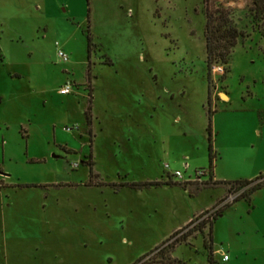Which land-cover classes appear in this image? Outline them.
<instances>
[{"label":"rangeland","instance_id":"rangeland-1","mask_svg":"<svg viewBox=\"0 0 264 264\" xmlns=\"http://www.w3.org/2000/svg\"><path fill=\"white\" fill-rule=\"evenodd\" d=\"M210 1L207 68L202 0H0V264H264V185H212L264 184V40Z\"/></svg>","mask_w":264,"mask_h":264},{"label":"trees","instance_id":"trees-1","mask_svg":"<svg viewBox=\"0 0 264 264\" xmlns=\"http://www.w3.org/2000/svg\"><path fill=\"white\" fill-rule=\"evenodd\" d=\"M202 5L205 16V25H204V40H205L204 46L206 53L205 61L207 68H209L210 65L213 63H220V64L227 63L228 56L232 48L236 45L238 38L242 37V33L238 31L231 23L230 14L227 9H224L220 6H215L214 3H212L210 0H202ZM250 15L252 16L257 32L264 40V0H251ZM85 115H86V120H88L89 117L87 111L85 112ZM211 164L212 163L210 162V167H209L210 175H211ZM262 178L263 176L259 175L254 180H249V181L246 180L235 181V182L213 181L212 185L230 184V185H234L235 188H242L245 186H249L240 194L238 198L235 199L237 200L241 197L249 198V196L256 189L262 187L264 185L262 184V182H256L261 180ZM161 184L163 183L156 181V182L145 183L144 186H159ZM181 185L185 187L184 186L185 183ZM221 210L218 211L215 217L221 213ZM166 257H167L166 264H183L179 260L170 258L168 256Z\"/></svg>","mask_w":264,"mask_h":264},{"label":"built area","instance_id":"built-area-1","mask_svg":"<svg viewBox=\"0 0 264 264\" xmlns=\"http://www.w3.org/2000/svg\"><path fill=\"white\" fill-rule=\"evenodd\" d=\"M58 56H59V58L61 59V60H63V61H65V60H67V56L62 52V51H58ZM220 69V68H219ZM70 90H71V85L70 84H65L64 86H62L61 88H60V90H59V92H60V94H67V93H69L70 92ZM199 174H203V172H199ZM174 176H176V177H180V173L178 172V171H175L174 172ZM231 201H232V199H231ZM222 260L223 261H227L228 260V255H226V254H223L222 255Z\"/></svg>","mask_w":264,"mask_h":264},{"label":"crops","instance_id":"crops-1","mask_svg":"<svg viewBox=\"0 0 264 264\" xmlns=\"http://www.w3.org/2000/svg\"><path fill=\"white\" fill-rule=\"evenodd\" d=\"M189 221H190V220H189ZM189 221L187 220L186 223H188ZM179 228H180V227H179ZM179 228H178V229H179ZM176 230H177V229H176ZM228 260H229V258H228Z\"/></svg>","mask_w":264,"mask_h":264}]
</instances>
